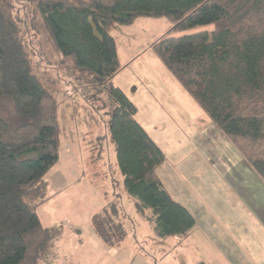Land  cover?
<instances>
[{"label":"trees","instance_id":"trees-1","mask_svg":"<svg viewBox=\"0 0 264 264\" xmlns=\"http://www.w3.org/2000/svg\"><path fill=\"white\" fill-rule=\"evenodd\" d=\"M14 10L13 0H0V264H42L63 235L37 213L49 200L46 177L59 161L62 128L58 102L34 73L25 20ZM35 13L55 49L103 84L121 69L115 27L140 17H164L173 32L213 25L159 39L152 49L264 180V0H40ZM111 95L117 106L110 132L126 192L161 239L188 237L196 220L157 174L162 149L137 122L129 97L114 86ZM116 214L111 206L92 217L110 248L126 237Z\"/></svg>","mask_w":264,"mask_h":264},{"label":"rangeland","instance_id":"rangeland-1","mask_svg":"<svg viewBox=\"0 0 264 264\" xmlns=\"http://www.w3.org/2000/svg\"><path fill=\"white\" fill-rule=\"evenodd\" d=\"M13 1L15 16L25 20L20 27L34 73L59 104L60 160L47 176L50 193L59 194L38 211L45 221L56 222L64 230L57 242L58 256L51 263L67 264L66 256L74 248L72 240L79 238L71 228L78 226L84 231L79 240L87 247L75 252L72 264H106L97 252H90L99 239L92 231V217L111 206L116 208L115 220L126 237L112 248L114 260L108 264H179L181 261L174 259L188 254L194 256L183 264L202 259L200 251L194 249L193 237L185 243L180 237L161 239L156 233V239L150 229L136 227L149 213L139 211L126 192L118 165L117 145L110 132L117 106L112 86L120 88L137 106V122L162 149L165 162L157 174L171 197L195 218V229L202 234L205 229L207 233L214 231L216 225L226 229L225 223L213 222L216 208L247 206V193L252 205L264 203L262 177L152 49L159 39L212 31L213 25L173 32L164 17H140L130 26L115 27L112 35L121 69L110 83L103 84L96 74L77 68L55 49L35 13L40 0ZM86 26L93 27L89 19ZM253 152L259 154L256 149ZM89 255L94 256L88 261Z\"/></svg>","mask_w":264,"mask_h":264},{"label":"crops","instance_id":"crops-1","mask_svg":"<svg viewBox=\"0 0 264 264\" xmlns=\"http://www.w3.org/2000/svg\"><path fill=\"white\" fill-rule=\"evenodd\" d=\"M61 146H62V140H61ZM59 160H60V152H59ZM46 181L48 182L47 196L49 200L38 208L37 213L40 221L45 227L60 228L59 225L56 224V222L48 223L47 221H45L43 218L40 217L38 212L40 208L44 207L48 203L53 202L58 197L59 194V193H55V194L50 193V182L48 181L47 177H46ZM245 195L247 198H245L244 202L246 203L247 206L231 205V206H221V207L218 206L216 208V213L218 214L215 215V220L213 222L216 221V223H220V222L225 223L226 229L222 225H220V227L216 225L214 227V231H209L207 233V230L205 229L204 233L202 234L200 232L201 230L199 231L198 229H195L196 228L195 226V228L192 230V232L189 234L188 237L179 236L181 240L185 241V243H187V241L190 240L191 237H193L196 243V247L194 249L196 252L200 251L201 253L200 257H202V259L199 260L193 258L192 260H194V262L196 260H198V262L190 263V264H264V203L263 204L258 203L257 206H254L252 205L253 199L249 196V193ZM132 201L135 202L134 199H132ZM143 219L144 222L137 223L136 227L138 226L142 227V229H146L147 231H149L150 229L151 233L154 234V237L157 239L156 236L157 231L154 229L153 225L150 222H148L145 219V217ZM145 225H148L150 228L149 227L145 228ZM71 231L74 232L75 235L79 236V238H75L76 241L72 240L74 248H72L69 252V255L66 256L67 264H72V260L75 259L74 258L75 252L77 250L83 249V247L87 245L84 240H79L81 239V237H84L83 235L84 231H82L80 227L74 226L71 228ZM92 231L95 233L94 228L92 229ZM196 231H199L197 235L195 233ZM63 234H64V230H63ZM57 242L55 244V250H54L55 258H57L58 256L56 249ZM90 252L93 253L97 252L98 253L97 255L100 256L101 260H104L106 264L114 260L111 258L112 256L114 257L115 255L114 253H112V248L105 245V243L102 242L100 239L95 240L94 246L90 249ZM93 256L94 255H89L87 260L89 261ZM193 256L194 255L191 254L184 255L182 256V258L178 256L174 260L181 261L179 264H183L184 261H187L188 263L191 261L190 259ZM51 260L49 262H43V263L53 264L54 262L51 263Z\"/></svg>","mask_w":264,"mask_h":264}]
</instances>
